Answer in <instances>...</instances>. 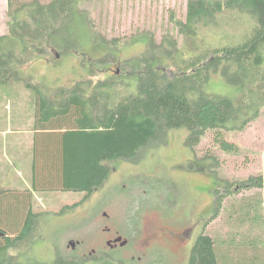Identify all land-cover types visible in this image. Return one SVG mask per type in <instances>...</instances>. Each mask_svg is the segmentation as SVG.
<instances>
[{
  "label": "trees",
  "instance_id": "obj_1",
  "mask_svg": "<svg viewBox=\"0 0 264 264\" xmlns=\"http://www.w3.org/2000/svg\"><path fill=\"white\" fill-rule=\"evenodd\" d=\"M84 3L7 0L8 32L0 34V94L3 86L15 81L35 91L37 188L82 192L81 200L67 205L78 207L105 185L111 161L135 160L149 142L173 128L187 129L185 143L193 150L207 134L221 150H239L238 144L228 140V133L244 130L264 107V0H187L184 20L171 15L185 39L182 47L169 32L160 43L151 39L144 53L125 59L119 73L97 79L92 76L95 67L115 59L116 44L103 56L87 55L89 44L115 41L100 34ZM231 9L255 15L252 34L241 43L200 46L196 42L200 30L218 24V18ZM51 48L67 55L81 53L87 75L49 91L34 86L24 69L45 59ZM212 74L221 75L238 92L210 91ZM209 157V167L216 165L214 155L206 154L204 159ZM225 181L227 194L215 190L213 214L207 220L219 215L225 196L243 190L251 193L241 194L238 204L237 198L232 200L231 210L225 212L224 231L197 236L188 264H233L224 251L250 249L258 234H264V216L254 219L253 215L258 205L264 207V170L240 179L235 187ZM37 202L33 198L31 205L28 192L0 194V264H87L85 258L61 254L49 261L29 259L26 251L38 233L40 219ZM8 212L15 217L6 218ZM109 257L99 258V263L127 264L122 258Z\"/></svg>",
  "mask_w": 264,
  "mask_h": 264
},
{
  "label": "rangeland",
  "instance_id": "obj_2",
  "mask_svg": "<svg viewBox=\"0 0 264 264\" xmlns=\"http://www.w3.org/2000/svg\"><path fill=\"white\" fill-rule=\"evenodd\" d=\"M186 6L187 0H85L83 7L91 13L100 34L108 41H115L114 44H89L85 49L87 55L91 58L103 56L112 49L110 46L116 44L113 47L115 59L108 60L105 65L99 64L92 76L97 79L119 73L125 59L144 53L151 39L160 43L169 32L182 47L185 39L172 24L171 15L184 20ZM7 21V0H0V34L8 32ZM256 24L254 14L231 9L218 18V24L202 28L196 42L205 47L241 43L252 34ZM73 52L67 55L62 50L51 48L45 59L28 65L24 75L34 86H41L45 91L82 80L87 73L81 65V53ZM90 68L94 69V66L90 65ZM225 81L221 75L212 74L209 90L226 95L238 92L235 85ZM11 83L14 85L5 87L3 96L35 99V91L24 82ZM33 101L22 104V107H28ZM186 136V128H173L160 139L149 142L135 160L111 161L112 169L105 185L78 207L67 205L81 200L82 192L40 189L38 233L30 249L25 250L30 253L29 259L49 261L61 254L85 258L87 264L101 263L99 258L107 255L87 254L94 247L101 249L97 246L103 226L99 218L103 210L111 213L106 207L111 204L117 218L116 225L121 230H125L129 218L139 226L150 222L159 226L165 222V226L175 232L186 230L183 241L169 242L160 238L158 244L146 248L145 252L138 251L134 259L127 257L129 246L109 250L112 256L122 258L127 264H188L197 236L201 232L216 236L217 231H224L225 212L231 210L232 200L237 198L238 204L241 194L251 193L243 190L242 193L225 196L219 215L209 219L212 220L210 222L207 219L213 214L215 190L220 188L223 194H227L225 180L233 182L235 187V182L240 179L264 170V107L260 116L244 130L228 133V140L239 146L237 152L221 150L211 134L203 137L193 150L186 145ZM206 154L214 155L217 164L209 167L212 159H204ZM256 210L254 219L264 216L262 205H258ZM11 217L15 214L8 212L6 218ZM262 236L264 234H258L250 249L243 248L240 252L226 250L223 254L233 264H264ZM70 239H79L81 243L72 249ZM10 253L17 252L10 250Z\"/></svg>",
  "mask_w": 264,
  "mask_h": 264
},
{
  "label": "crops",
  "instance_id": "obj_3",
  "mask_svg": "<svg viewBox=\"0 0 264 264\" xmlns=\"http://www.w3.org/2000/svg\"><path fill=\"white\" fill-rule=\"evenodd\" d=\"M8 85L14 84L3 86L0 94V194L28 192L32 205L33 198L38 200L40 191L34 185L38 147L37 100H29L25 95L24 98L3 96ZM32 101L28 107H22Z\"/></svg>",
  "mask_w": 264,
  "mask_h": 264
},
{
  "label": "flooded vegetation",
  "instance_id": "obj_4",
  "mask_svg": "<svg viewBox=\"0 0 264 264\" xmlns=\"http://www.w3.org/2000/svg\"><path fill=\"white\" fill-rule=\"evenodd\" d=\"M99 190V189H97ZM96 190V191H97ZM70 206V205H68ZM107 209L111 210L109 213L107 210H103V213L100 214V220L103 222L101 226L102 237L98 241V247L101 246L100 251L97 250V247L92 248L87 255H94L101 257V255H107L112 257V253L109 250H116L118 248H125L129 246L127 257L134 259L138 251H144L146 248L152 247L159 243L158 239L163 238L169 242L172 241H183L185 239L184 233L186 230L181 232H175L170 230L165 226V222L156 226L154 222L143 223V226L138 224H133V221L129 218L127 219V224L125 230H121L120 227L116 225V216L114 213V206L111 204L106 205ZM136 222V221H134ZM153 227H155L153 229ZM73 240V239H70ZM69 240V242H70ZM76 242L75 246L71 248L75 249L77 244L81 243L79 239L74 240ZM98 252V254H96ZM106 256V257H107ZM121 258H118L120 261Z\"/></svg>",
  "mask_w": 264,
  "mask_h": 264
},
{
  "label": "water",
  "instance_id": "obj_5",
  "mask_svg": "<svg viewBox=\"0 0 264 264\" xmlns=\"http://www.w3.org/2000/svg\"><path fill=\"white\" fill-rule=\"evenodd\" d=\"M69 244H70L72 247H74L75 244H76V242H75L74 240H70Z\"/></svg>",
  "mask_w": 264,
  "mask_h": 264
}]
</instances>
